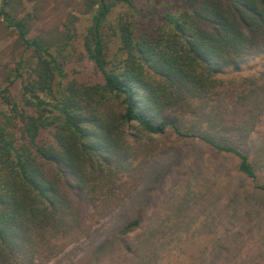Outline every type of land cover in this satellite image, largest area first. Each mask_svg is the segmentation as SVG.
Instances as JSON below:
<instances>
[{"label": "trees", "instance_id": "trees-1", "mask_svg": "<svg viewBox=\"0 0 264 264\" xmlns=\"http://www.w3.org/2000/svg\"><path fill=\"white\" fill-rule=\"evenodd\" d=\"M1 1L23 52L0 73V264H48L88 238L169 145L184 158V184L203 183L186 194L203 240L147 247L156 220L146 200L82 264H245L247 241L264 237V141L254 137L264 62L241 70L264 58V0H53L57 22L32 35L46 0L21 19ZM79 15L89 17L81 35ZM203 194L210 215L200 219Z\"/></svg>", "mask_w": 264, "mask_h": 264}, {"label": "rangeland", "instance_id": "rangeland-1", "mask_svg": "<svg viewBox=\"0 0 264 264\" xmlns=\"http://www.w3.org/2000/svg\"><path fill=\"white\" fill-rule=\"evenodd\" d=\"M114 1L115 0H109V2ZM12 3V7L15 9L14 12L12 11L14 13V15H12L15 19H21L24 18L27 13L34 11L36 0H13ZM46 3L47 8L42 13L44 17L42 19H35L34 21L30 20L31 32L29 35L34 34L35 29H39L41 24H47L49 27V25H54L57 22V19L48 17V10L50 11L52 8L53 0H46ZM1 7L2 1L0 0V8ZM119 7L120 6H116L113 8L111 13L112 18L121 11ZM32 18L35 17L32 16ZM88 18L89 17L86 15H79V20L76 23L77 35L84 33L89 24ZM78 41L79 38H77L76 43H78ZM22 52L23 47L19 42L16 31L13 28H6V24L0 13V73L5 68L11 67L12 63L18 60ZM263 62L264 58L262 56L250 58L242 68L241 74L255 72ZM229 76L231 75L225 77ZM2 86L3 83L0 78V88ZM18 90V84L11 87V93L14 95H17ZM262 127V130H258L259 133L254 136L258 144L264 141V117ZM169 146H163V151H166V153H159L152 158L143 170L142 177L137 185L138 187L119 208L109 216L99 220V222H94L88 238L67 244L63 251L57 257L49 261L48 264H82L85 259L87 261L95 251H98L99 248L106 245L108 239L110 237L112 238L114 233L125 222L131 220L135 208L144 204L146 200H149L147 215L156 220L149 228L147 234V247H155L159 244H162L164 247L169 246L177 236L186 239L187 242L191 241L194 244L196 241H202L205 236L202 232H199L197 229L198 226L196 227L191 224V217L188 215L193 207L196 208L197 202L187 201L186 194H189V192H192L190 196L197 194L196 191L203 188V183L200 184L199 188L195 186L192 190L184 184L186 177H183L187 173L184 158H178L176 154L179 149L177 148L167 151ZM193 156L204 172L208 169V166H211L212 160L208 158L207 154L206 156L193 154ZM175 157L177 159L176 164L174 162ZM262 175L264 176V171ZM215 183L216 182L212 179L206 181L205 185L208 192H212L211 189ZM207 196V194H203L204 201L201 203L202 208L193 211L192 216L197 214L200 215V219H203L210 215V208L208 206L210 201L208 198H205ZM194 199L197 200V198ZM176 202L181 203L177 204ZM94 221H96V218ZM261 238L264 240V237ZM262 239L252 238L250 243L247 241L245 246L246 253L244 254L245 264H255L257 260H259L258 264H264V250L255 253ZM164 263L165 262H162L161 264ZM117 264L122 263L119 260Z\"/></svg>", "mask_w": 264, "mask_h": 264}]
</instances>
